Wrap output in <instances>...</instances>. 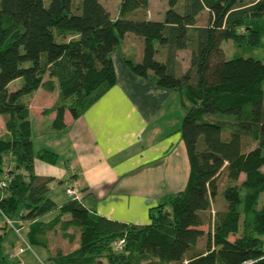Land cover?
<instances>
[{
	"label": "trees",
	"instance_id": "obj_1",
	"mask_svg": "<svg viewBox=\"0 0 264 264\" xmlns=\"http://www.w3.org/2000/svg\"><path fill=\"white\" fill-rule=\"evenodd\" d=\"M148 2L121 0L113 19L98 0H0V230L27 225L28 245L46 249L53 264H264V58L227 59L222 48L264 50V0H167L160 21L147 19ZM140 10L144 19L128 18ZM128 34L143 43L140 61L124 59L129 70L180 96L190 166L185 189L151 208L142 226L96 215L78 198L58 206L48 197L54 179L36 175L34 161L56 165L58 155L33 151L29 109L43 90L55 95L42 111L54 114L53 130L65 128L66 113L83 115L115 85L112 55ZM221 175L229 206L204 232ZM50 234L74 246L53 255ZM10 254L0 239V264H14L19 253Z\"/></svg>",
	"mask_w": 264,
	"mask_h": 264
},
{
	"label": "crops",
	"instance_id": "obj_2",
	"mask_svg": "<svg viewBox=\"0 0 264 264\" xmlns=\"http://www.w3.org/2000/svg\"><path fill=\"white\" fill-rule=\"evenodd\" d=\"M142 47L139 37H123L112 55L115 85L79 118L73 119L66 113V126L61 130L51 128L54 114L42 115L55 95L48 105L37 106L35 111L32 96L30 116L36 113L40 124L33 133L31 123L33 151L35 140L51 138L52 141L38 143L35 153L43 149L52 151L63 165L58 167V162L49 165L36 159L34 173L54 179L47 195L58 206L69 199L65 190L73 186L90 212L108 220L142 226L149 224L151 208L185 189L190 166L180 131L184 115L180 96L129 70L124 59L140 61ZM42 116L49 118V125L43 124ZM58 184L63 185L62 191ZM49 214L41 220L45 221ZM21 228L19 237L9 228L0 230L2 248L8 253L6 257L24 248L16 259L10 260L14 264H37L26 258L30 250L26 240L28 226L22 224Z\"/></svg>",
	"mask_w": 264,
	"mask_h": 264
},
{
	"label": "rangeland",
	"instance_id": "obj_3",
	"mask_svg": "<svg viewBox=\"0 0 264 264\" xmlns=\"http://www.w3.org/2000/svg\"><path fill=\"white\" fill-rule=\"evenodd\" d=\"M99 3L105 7L111 17L113 19H115L118 15V10H119V6H120V2L121 0H98ZM168 8L167 5V0H149L148 2V8H147V19L149 20H159L160 18L163 17V14L165 12V10ZM128 18L130 19H144V15H143V11H136L132 14L128 15ZM206 24V18L203 15L200 20H199V25H205ZM222 48L225 51V56L227 59H232L235 57H243V58H254V59H258V60H262L264 58V50L263 49H251V48H233L231 45V42L229 41H224L222 43ZM130 53L132 54L133 51L131 50ZM129 53V54H130ZM156 60L161 61V58L159 57V55H156ZM188 59H189V51H182L179 53L178 56V60L181 63L182 67H186L188 64ZM21 83V80L18 82H13L12 84L9 85V89L10 90H15L19 87ZM53 94L47 93L43 90H38L36 93H34L33 95V99H32V107H33V111H35L34 109L37 106L40 105H48V103H50V101L53 98ZM184 116V115H183ZM43 118V124L49 125V118H44L43 116L41 117ZM38 117L37 114L33 112V114L30 116V120L32 123V128H33V133L35 128H37L40 124L38 122ZM39 124V125H38ZM3 127V120L0 117V129ZM39 129H42V127H40ZM51 130V128H50ZM48 141H52L51 138H44V139H37L35 140V144H34V152H36L38 150V143H43V142H48ZM59 164V165H58ZM57 166L58 167H62V160L58 161ZM10 165V163L8 161H5L3 164V168H5L7 170L8 166ZM244 179V176H240V179L238 182H236V184L238 185L242 180ZM229 185V183L227 182V179L225 178L224 175H221L218 179V193L217 196L213 199V202L211 204L210 209L207 211V213H205V216L203 217L205 223L204 225L201 227V229L206 232L209 227L211 228V225L213 223V217L214 214L217 211H225L226 209H228V202L224 199L223 197V189L226 188ZM60 190H63V185L62 184H58ZM52 196V195H49ZM264 202V193L260 196L259 198V202H258V207H260L262 205V203ZM58 214L57 211L51 212L48 216L45 217V222L46 221H50L51 219H53L56 215ZM69 217H65V219H68ZM15 226L17 227V229L19 228L21 232L22 228H20V224H15ZM13 232L16 233V235L19 237V233L15 230H13ZM23 232V230H22ZM51 242H50V247H51V251L52 254H56L58 249H62L63 251H69L70 248H72L74 245H71V243L68 245V241L66 242L65 239H63L60 234L56 235L55 237L51 238V234L49 235ZM204 245V238H202L199 243H198V248H202ZM30 250H28V252L26 253V258L28 256V259L33 260L36 262L37 264H53L52 262L48 261V253L46 250H44V248H41L39 246H33L29 248ZM3 254L5 256H7L8 253H6L3 248H2ZM16 254V253H15ZM50 255V253H49Z\"/></svg>",
	"mask_w": 264,
	"mask_h": 264
},
{
	"label": "built area",
	"instance_id": "obj_4",
	"mask_svg": "<svg viewBox=\"0 0 264 264\" xmlns=\"http://www.w3.org/2000/svg\"><path fill=\"white\" fill-rule=\"evenodd\" d=\"M65 193L69 197H73V198H76V199L78 198L77 192L75 191L73 186L72 187L71 186L67 187L66 190H65ZM7 224L11 225L10 221H7ZM122 244H123V240H120V241H118L117 243L114 244V248L117 250V249H119L122 246ZM21 252H23V250L20 248L18 250V253H21ZM15 255L16 254H10L9 257L12 259Z\"/></svg>",
	"mask_w": 264,
	"mask_h": 264
}]
</instances>
